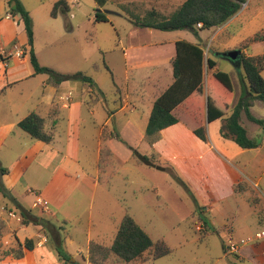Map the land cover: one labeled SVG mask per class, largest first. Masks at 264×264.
I'll list each match as a JSON object with an SVG mask.
<instances>
[{
	"label": "crops",
	"instance_id": "0c3cea01",
	"mask_svg": "<svg viewBox=\"0 0 264 264\" xmlns=\"http://www.w3.org/2000/svg\"><path fill=\"white\" fill-rule=\"evenodd\" d=\"M21 1L32 13L26 2L24 0ZM108 1L110 0H107V3ZM184 1L113 0L112 3L121 7L123 4L141 2L145 3L148 9H156L168 14ZM254 1L248 0L223 25L200 30L197 35L188 29L159 30L145 27L149 35L155 34V36L160 37L158 40H148L146 47L165 44L167 49L165 51L146 49V55L142 52V57L135 50V53H130L125 48L124 82L121 86H117L119 94L117 105L119 110L115 112L114 109L103 105L106 112L104 117H102L100 122L92 121L95 127L94 134L91 137L86 136V140L83 142L84 106L87 107L89 113L94 115L93 107L104 99L99 95L100 90L97 87L94 88L80 81H75L74 83L77 86L74 87L78 88L81 93L85 90L92 92L90 100L76 102V91L72 90L66 82L55 86L47 79H42L43 91L41 90L38 101L31 106H27V100H23L24 96H16V88H22L21 84L36 78L38 74H36L30 59V45H28L23 20L19 18L12 21L11 19L14 15L7 10L6 0H0V91L6 87L4 92L5 99L0 101V174L7 187L14 192L16 199L24 207L31 209L30 219L38 218L39 222V224H36L30 220L29 223H24L19 211H15L11 206H5V209L9 211V215L16 217L20 221V225L17 228H12L10 221L8 220L7 222L5 220L6 228L0 238V264H91L88 259V246L91 240L103 242L101 237L106 234L108 227L105 214H108V218L111 217L113 219V228L118 230L123 216L130 211L127 205V198L136 192V189L138 191L146 189V180L134 179L132 175H161L165 176L166 180L167 178L169 179L167 175L170 173L166 171L134 162L131 148L133 147V142L131 141L133 138L131 135L132 133H137L140 137L139 141H142L143 138L145 142V129L153 103L174 80L172 62L176 55V41L187 39L204 44L203 33L205 31L213 30V36L219 37V35L228 32L244 16L249 15L248 19L251 21L256 15L251 10L253 9L251 6ZM94 2L99 6L96 0ZM99 7L103 8L104 6ZM165 9L171 11L166 12L164 11ZM154 30H158V33ZM5 32L15 37L14 43L21 45L24 50L22 57L16 56L11 52V48H2L4 47L3 35ZM175 34H178V36H175ZM214 40L215 38H213ZM242 43H239L236 48ZM212 51L216 53V56L220 57L216 49ZM243 51L248 55L264 54V52L253 54L249 51V48H245ZM130 59L133 61L130 62ZM236 67L241 70L240 66ZM233 85L234 98L232 107L236 105L243 90V88L237 90L238 86L235 85L234 81ZM28 86L31 91L37 87L34 86V82L29 83ZM66 96L70 98L67 100L65 99ZM257 103L264 104L261 101H257L255 105ZM254 106L251 107V111ZM40 107H43L45 112ZM63 109L66 110L64 114L65 125H62ZM108 109L113 111V113L109 114ZM137 110L143 111V114L140 115ZM32 111L38 112L45 118V130L53 134L51 142L47 143L43 140L32 138L19 126V121ZM245 118H247L246 113L242 112L241 123L247 128L244 124L246 122ZM111 122H113V125L110 124ZM105 124L114 126L124 140L111 138L102 142L100 134ZM250 124L254 125L257 123L250 121ZM221 125V119L207 122L208 139L203 140L194 133L195 125L189 122L187 118L181 116L178 123L161 130L160 138L153 147H150L145 142L141 151L154 156L161 163L173 167L177 174H179L178 171H186V169L191 172L194 168V163L201 159H212L213 162L223 165L227 171L233 173L230 184L232 195L227 197L217 194L216 197L212 195L211 198H205V200L208 199L209 204L204 209L203 215L214 227L228 229L231 233H234V229L240 228L241 224L237 220V211L232 204V198L237 201V195L243 194L250 204L251 195V190L236 191V185L240 182H248L252 186H259L257 181L258 179L260 180L263 172L264 145L259 144L255 148H242L232 139L224 138L220 134ZM249 136L256 139L250 134ZM104 143L111 149L112 155L106 169L100 171L97 163L100 148ZM119 144H123L124 147ZM249 149L259 151L252 157L247 155ZM1 168H6L7 171L2 172ZM247 170L254 171L255 177L259 175L257 180L245 175ZM29 172H31L30 178L27 176ZM117 176H122L125 179L126 188H129V183L136 186L131 188L130 191L128 190V195H120L118 197L119 205L117 209L115 207L109 210L108 206L104 205L102 213L100 212L98 221L95 220L97 222L95 223L94 215L91 211L92 200L101 188L103 191L102 198L106 203L107 195L111 196L110 194H113L112 192L116 188L114 178ZM183 180L188 188L189 184L187 182L189 181L186 178ZM252 180L253 182H250ZM167 184L172 185L171 183ZM148 186L157 191L159 195L161 194L157 184L151 182ZM207 193L213 194L211 191H207ZM37 196H42L45 199L48 204L47 211H43L35 204ZM250 206L252 207V212L248 215H253L254 221H249L247 225H243L250 233L244 237H252L254 233L264 231V224L254 214V207L251 204ZM215 208L221 210V213L213 212L215 213L214 219L204 213L206 211L210 213ZM11 213L15 215L13 216ZM192 215H194V212H192ZM72 219L83 221L85 227L79 230H77L78 227H75L74 230H66L64 223ZM197 221L203 224L202 220L199 219V215L197 216ZM257 224L263 228L258 229ZM46 225L52 226L55 231H53L51 236L46 235L48 239L46 242L39 243V236L45 235L41 229ZM94 225L97 228V232H94ZM79 233H83V236H79ZM28 238L36 240L34 248L31 250L23 248V255L17 256V252L24 246V242ZM260 240H256L253 245L248 243L242 245L237 253L243 259L252 258L258 260L257 256L264 254V241L261 242ZM58 245H61L64 251L71 256L69 261L60 259ZM151 258L149 257L146 261ZM146 261L138 264H143Z\"/></svg>",
	"mask_w": 264,
	"mask_h": 264
},
{
	"label": "rangeland",
	"instance_id": "374dc122",
	"mask_svg": "<svg viewBox=\"0 0 264 264\" xmlns=\"http://www.w3.org/2000/svg\"><path fill=\"white\" fill-rule=\"evenodd\" d=\"M24 1L32 12L30 14L34 22V47L39 63L63 74L78 71L85 72L94 79L97 89L104 92V99L93 107L94 115L89 113L87 107L84 106L85 125L82 134L84 142L86 136L91 137L94 134L95 127L92 121L100 122L102 117H104L106 112L103 105L114 109L115 112L119 110L117 105L119 100L117 86H121L124 82L125 48L130 53H135V51L140 53L142 57V52L146 55V49L165 51L167 48L165 44L146 47L148 40H158L160 37L155 36V34L149 35L145 27L134 24L119 5L112 3L113 0L108 1L103 8L95 4L94 0H66L69 11L66 13L62 7H59L56 17L52 15V11L59 0ZM136 7L138 8L136 11H139L142 15L149 10L146 8V4L141 2H137ZM251 7L253 8L251 9L252 13H256L251 21L248 19L249 15H246L228 32L219 35V37L213 36V30L203 33V41L205 42L203 46L205 47L206 55L216 59L217 66L221 70L231 74L235 85L238 86L237 90L243 88L244 82L241 78V73L244 75L243 70H238L230 60L216 56V53H213L212 50L216 49V52L222 53L234 49L244 39L246 40L254 33L264 29V0H255ZM99 9L106 11L104 12L109 18L107 22H97L93 19ZM164 11L169 12L171 10L165 9ZM4 14L6 15L5 11ZM19 18L18 15H14L11 20H18ZM154 31L158 33V30ZM175 36H178V34H175ZM3 38L4 47L2 48L12 49L15 37L5 32ZM213 38H215L214 41ZM249 51L253 54L262 53L264 52V44L260 42L253 43L250 45ZM140 54L138 55L140 56ZM129 61L132 62L133 60L130 59ZM36 74H38L36 78L21 84L22 88H16V96H24L23 100H27V106H31L38 101L41 90L43 91L42 79L48 80L49 78V75L45 72ZM262 75L264 77V70ZM75 81L65 80L63 82H66L72 90L76 91V102L90 100L92 92L85 90L81 93L78 88L74 87L77 86L74 83ZM33 82L34 86L37 87L31 91L28 84ZM5 91L6 87L0 91V101L5 99ZM40 108L45 112L43 107ZM62 112V125H65L64 114L66 110L63 109ZM252 112L255 116L263 118L264 104L257 103L252 108ZM122 113L124 114V112ZM137 113L142 115L143 111L137 110ZM245 121L244 124L248 128L249 134L255 137L257 141L259 140L260 145H264V126L250 124L247 118H245ZM110 124L113 125V122ZM131 136L133 138L131 139L133 148L141 151V148L145 145L143 138L142 141H139L140 137L137 133H132ZM123 140L122 138L121 141ZM119 145L124 147L123 144ZM258 151L249 149L247 155L253 157ZM189 171L186 169V171H178L179 174L175 172L176 175L168 174L169 179L167 178V180L165 176L161 175H132L134 179L146 180V189L143 191L136 189V192L127 198L129 213L153 239L163 238L173 249L172 253L160 258H151L143 264H263L264 254L257 252L259 254L257 256L258 260L252 258L243 259L237 252H226L223 243L231 238L234 240L248 238L244 236L250 233L243 225H247L249 221L253 220V215H248L252 212L250 204L254 207V214L264 224V164L261 178L257 181L259 186H252L246 182L248 190H251L250 204L243 194L237 195V201L232 198V204L237 211V220L241 224L240 228L234 229V233H231L228 229H223L220 233H208L205 237H202L204 225L197 221V216L200 210L204 211L209 204L208 199L205 200V198H211L212 195L216 197L217 194L227 197L232 195L230 184L233 173L227 171L223 165L213 162L212 159L196 161L193 170ZM245 175L253 180H257L259 176L256 175L257 177H255V173L252 170L245 171ZM27 176L30 178L31 172ZM244 176L243 178H245ZM184 178L189 181L187 182L189 189L185 186ZM114 179L116 188L113 190V194H110L111 196L107 195L106 203L103 201L101 188L92 200L91 211L93 212L95 223H97L95 220L100 216V212L102 213L104 205L108 206L109 210L115 207L117 209L119 205L118 197L120 195H128V190L130 191L131 188L136 186L129 183V188H126V181L122 176H117ZM253 180L250 182H253ZM151 182L159 186L160 195L148 186ZM207 191H211L213 194H209ZM11 196L15 197L14 192L7 187L0 174V218L5 219L7 222L9 220L10 226L17 228L20 225V221L16 217L9 215V211L5 209V206L8 205L13 207L15 211L20 212V209L12 201ZM215 211L221 213L218 208L212 209L210 213L207 211L204 213L214 219L215 213L213 212ZM192 212L196 214L191 216ZM105 217L108 227L106 234L102 235L101 238H103L102 241L104 243L110 244L117 229L113 228V219L111 217L108 218V214H105ZM199 225L201 230L196 228ZM64 226L66 230H74L75 227H78L77 230H79L85 227L83 221L76 219L64 223ZM257 228L262 229L263 227L257 224ZM41 231L45 235L51 236L55 230L52 226L46 225L42 227ZM94 232H97L95 225ZM254 235L255 233L252 237ZM79 236H83V233H79ZM260 239L261 242L264 241L263 237ZM255 241H251L248 244L253 245Z\"/></svg>",
	"mask_w": 264,
	"mask_h": 264
},
{
	"label": "trees",
	"instance_id": "16d2710c",
	"mask_svg": "<svg viewBox=\"0 0 264 264\" xmlns=\"http://www.w3.org/2000/svg\"><path fill=\"white\" fill-rule=\"evenodd\" d=\"M248 0H185L172 12L166 14L156 9H149L144 15L136 11V3L121 5V9L137 26L155 28L159 30H192L196 35L200 30L210 29L223 25L228 19L236 14ZM99 6H105L107 0H96ZM7 10L12 15H18L23 20L31 62L36 73L45 72L49 75L48 81L58 86L65 80H76L91 87H96L94 79L85 72L59 73L51 67L41 65L34 50V22L30 11L23 5L21 0H6ZM62 7L64 12L69 11L66 0H59L52 11L54 17L57 10ZM94 19L97 22L109 20L104 11L95 13ZM264 43V29L254 33L238 46L242 50L240 68L243 80V93L236 105L232 107L234 98V85L231 74L217 67L214 58L206 55L205 47L199 42H192L187 39L176 41V55L173 59V82L161 92L155 99L145 129L144 140L147 145L153 147L160 138V132L166 127L176 124L181 116L187 118L195 125L194 133L203 140L208 139L207 122L217 119L222 120L220 134L224 138L232 139L242 148H255L259 141L251 138L247 128L241 123L242 112L254 123L264 126V117L255 116L251 107L257 101L264 103V54L248 55L243 50L251 44ZM99 90V89H98ZM99 94V93H98ZM100 97L104 98V92L100 91ZM108 113L113 111L108 109ZM19 126L32 138L51 142L53 134L45 130V118L36 111L30 112L19 121ZM111 138L122 140L119 131L114 126L105 124L102 127L100 139L105 142ZM133 160L136 164L146 165L176 175L173 167L165 165L156 160L154 156L141 152L131 147ZM112 155L111 149L104 143L100 148V155L97 166L104 171ZM6 172V168H1ZM248 190L246 182L236 185V191ZM12 201L22 215L24 223L32 220L39 224L37 219H30V210L24 207L15 197ZM196 213H194L195 215ZM199 219L202 220L204 231L202 237L208 233H220L224 228L214 227L199 212ZM6 228V221L0 218V238ZM201 230V229H200ZM36 240L28 238L24 246L19 249L17 256H22L24 249L34 248ZM225 251H228L226 242L223 243ZM58 253L61 260L69 261L70 255L58 245ZM173 249L163 238L153 239L150 234L142 228L137 220L127 212L118 227L115 237L110 244L91 240L88 246V259L91 264H138L146 261L149 257L160 258L172 253Z\"/></svg>",
	"mask_w": 264,
	"mask_h": 264
},
{
	"label": "built area",
	"instance_id": "2783aa9c",
	"mask_svg": "<svg viewBox=\"0 0 264 264\" xmlns=\"http://www.w3.org/2000/svg\"><path fill=\"white\" fill-rule=\"evenodd\" d=\"M11 52H13L16 56H19V57H22L24 55V50L22 49L21 45H19L17 43H14ZM69 98L70 97H68V96L65 97V99H67V100ZM35 204L37 206H39L43 211L48 210V204L46 203L45 199L42 196H37ZM11 214L13 216L15 215L13 213H11ZM196 228L201 229V226L199 225ZM39 237H40L39 243L46 242L48 240L46 235H40ZM262 237H264V231L257 232L253 237L242 238L239 240H234L231 238L226 242V245L228 247L229 252L236 253L239 251V249L242 245H245L251 241L260 239Z\"/></svg>",
	"mask_w": 264,
	"mask_h": 264
},
{
	"label": "water",
	"instance_id": "95a60500",
	"mask_svg": "<svg viewBox=\"0 0 264 264\" xmlns=\"http://www.w3.org/2000/svg\"><path fill=\"white\" fill-rule=\"evenodd\" d=\"M99 11H101V10L99 9L97 12H99ZM241 54H242V50L239 49V48H234V49H231V50H227V51H224L222 53L218 52V55L220 57L230 60L236 66L240 65Z\"/></svg>",
	"mask_w": 264,
	"mask_h": 264
}]
</instances>
